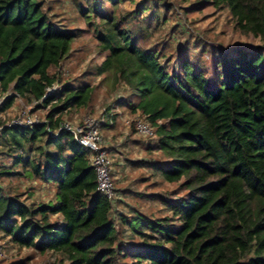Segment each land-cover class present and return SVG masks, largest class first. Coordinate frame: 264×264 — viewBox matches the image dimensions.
Listing matches in <instances>:
<instances>
[{
    "label": "trees",
    "instance_id": "obj_1",
    "mask_svg": "<svg viewBox=\"0 0 264 264\" xmlns=\"http://www.w3.org/2000/svg\"><path fill=\"white\" fill-rule=\"evenodd\" d=\"M94 1L101 18L96 40L106 56L93 76H112L121 92L129 90V99L117 95L118 107L131 106L135 119L153 127L168 159L149 169L178 185L170 198H160L170 214L125 215L122 206L132 205L116 178L117 198L109 201L97 190L90 151L69 132L50 134L73 110L82 115L95 107L91 79L71 80L65 66L79 33L58 27L46 0H0V113L19 100L49 109L31 128L1 130L5 154L21 172L0 162V233L31 251L27 260L39 254L47 264H264V0H200L191 7H225L236 29L262 42L210 52V68L189 49L175 59L148 46L153 18L141 17L153 10L160 22L154 1L121 14L102 12L97 2L117 8L132 0ZM89 12L81 8L90 19ZM55 84L61 89L47 95ZM107 115L106 125H115L117 114L107 108ZM26 151L40 158L31 160ZM13 177L39 178L54 198L30 202L27 191L3 187Z\"/></svg>",
    "mask_w": 264,
    "mask_h": 264
},
{
    "label": "rangeland",
    "instance_id": "obj_2",
    "mask_svg": "<svg viewBox=\"0 0 264 264\" xmlns=\"http://www.w3.org/2000/svg\"><path fill=\"white\" fill-rule=\"evenodd\" d=\"M141 1L124 2L117 8L108 2L101 3L98 1L97 4L101 5L102 12L116 10L117 14H121L133 11ZM150 1L158 4L156 7H158L157 15L160 22H156L155 17L157 16L151 15L153 10H148L141 17L142 20L153 18L148 34V46L163 50L168 57L173 56L172 58L176 59V54L183 49H189L195 61H199L203 66L210 68L213 64L210 52L219 56L235 48L262 45L259 38L245 35L235 28V21L225 7L207 6L192 11L191 7L200 0ZM95 4L94 0H46L45 8L48 9L52 21L60 28L75 30L79 33V38L72 50V58L65 65L69 79L77 78V80L83 81L91 79L92 85L96 88L94 110L82 115L73 110V113L67 114L65 118L76 125L81 124L87 117L97 120L102 128L104 145L113 160V168L118 169L121 167L119 162L125 161L127 168L120 173L122 178L116 181V185L118 192L123 195L128 194L124 197L126 203L132 206H122L124 208L123 213L129 216L138 209L150 218H160L170 214L160 198H170L178 185L164 181L159 174L153 175L155 174L154 171L149 169L150 163L161 162L168 158L160 151L157 138H142L138 133L131 130V123L135 119L132 107L129 105L118 107L121 102L117 100L119 99L117 95L121 93H124V98L129 99L130 91L121 92L122 90H119L120 88L115 85L112 76H93L95 68L105 60L106 56L99 52L96 40L95 29L100 24L101 18L92 11ZM81 8L89 9L90 19L82 15ZM174 63L175 60L171 66ZM57 85L62 87L60 84ZM1 100L0 98V102ZM107 108H111L112 114H117L115 125H106ZM48 110H38L35 106L19 100L11 110L0 113L1 163L13 167V160L5 154L7 146H5L4 138L1 137V130L10 126L12 121L18 118L30 116L42 121ZM27 155L31 160L38 161L40 158L39 152L35 151H31V153L26 151L24 156L27 157ZM13 171L21 172V166L15 167ZM145 177L146 179L143 180ZM2 185L4 188L12 186L16 188L15 191H27V194H32L30 202L34 200L49 201L54 198L53 187L42 184L39 178L13 177L5 179ZM29 255H33V253L28 250H19L9 238L0 233V264H11L12 260L16 261L19 258L27 260ZM56 258V255L51 256L50 262ZM26 264H47V257L38 254L27 260Z\"/></svg>",
    "mask_w": 264,
    "mask_h": 264
},
{
    "label": "built area",
    "instance_id": "obj_3",
    "mask_svg": "<svg viewBox=\"0 0 264 264\" xmlns=\"http://www.w3.org/2000/svg\"><path fill=\"white\" fill-rule=\"evenodd\" d=\"M61 88L55 84L48 88V94H53ZM44 96V98L47 97ZM136 130L142 138H154L155 132L153 127L143 118H136ZM41 123L38 118H18L12 121L10 126H22L31 128L34 125ZM129 123V122H128ZM60 131H66L73 135L75 142L90 151L91 164L97 176V190L103 194L109 201H114L117 198V188L115 185L113 160L110 153L106 150L105 140L102 134L100 123L87 117L82 124H73L72 122H62L57 131H50V134L56 135Z\"/></svg>",
    "mask_w": 264,
    "mask_h": 264
},
{
    "label": "crops",
    "instance_id": "obj_4",
    "mask_svg": "<svg viewBox=\"0 0 264 264\" xmlns=\"http://www.w3.org/2000/svg\"><path fill=\"white\" fill-rule=\"evenodd\" d=\"M115 155H118V154H115ZM119 165L121 167H119L118 169L113 168L114 169V177L116 178L117 181H119L122 178V176L120 175V173L127 168L125 161H120L119 162Z\"/></svg>",
    "mask_w": 264,
    "mask_h": 264
}]
</instances>
